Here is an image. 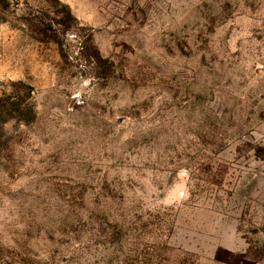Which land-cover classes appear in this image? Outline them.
Returning a JSON list of instances; mask_svg holds the SVG:
<instances>
[{
  "label": "rangeland",
  "instance_id": "374dc122",
  "mask_svg": "<svg viewBox=\"0 0 264 264\" xmlns=\"http://www.w3.org/2000/svg\"><path fill=\"white\" fill-rule=\"evenodd\" d=\"M0 264H264V0H0Z\"/></svg>",
  "mask_w": 264,
  "mask_h": 264
}]
</instances>
